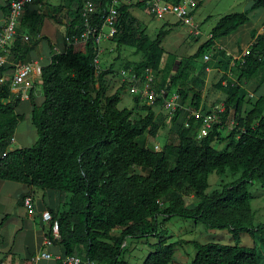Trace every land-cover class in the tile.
Masks as SVG:
<instances>
[{
	"label": "trees",
	"instance_id": "16d2710c",
	"mask_svg": "<svg viewBox=\"0 0 264 264\" xmlns=\"http://www.w3.org/2000/svg\"><path fill=\"white\" fill-rule=\"evenodd\" d=\"M92 1L96 4L92 25L98 28L110 0ZM9 2L1 6L5 17ZM85 3L63 1V7L71 11L65 50L54 53L49 45L53 55L41 72L44 100L40 105L32 101L31 120L38 140L32 147L1 155L0 180L67 196L63 210L56 214L50 211L59 222L60 238H54L50 227L47 238L60 245L64 255L80 257L82 264H132L125 259V242L150 237L157 238L158 243L142 264H170L176 247L184 244H192L196 251L191 264H264V224L256 225L249 190L255 181L264 188V33L251 32V44L244 62L239 63L236 80L227 75L232 57L222 52L223 59L210 74L203 92L193 88L178 91L182 102L192 91L190 110L202 115L222 103V123L214 124L206 137L197 140L193 131L196 117L188 119L187 128L178 109L172 119L177 143L157 151L146 144L147 138H156L165 125L155 111L160 102L145 103L139 109H119L126 85L112 95L106 93L104 77L109 72L97 73L95 36L73 44L84 31L81 12ZM132 8L146 10L141 3L122 6L119 30L111 41L141 54L132 67L137 75L143 76L147 69L158 74L165 55L163 41L170 30L161 29L155 39L150 38L138 27ZM257 9H264V0H253L247 11L222 17L212 29L211 38L195 54L181 59L177 75L162 79L160 86L173 93L170 91L185 67L217 41L247 25L249 13ZM11 53V63H25L32 58V47L18 38ZM11 68L0 67V77ZM256 78L257 91L262 89L263 93L251 102L246 85ZM140 102L136 98V107ZM249 102L251 108L246 111ZM20 103L12 97L10 80L0 84V148L7 149L12 143L24 119L17 112ZM230 120L235 124L227 137L229 143L219 151L212 144L222 140L221 130ZM228 172H240V176L208 194L210 175ZM190 194L197 200L191 208L186 201ZM174 217L193 220L209 230H227L234 245L196 241L169 244L165 225ZM116 229L121 232L114 234ZM242 234L253 239V247L241 246Z\"/></svg>",
	"mask_w": 264,
	"mask_h": 264
},
{
	"label": "rangeland",
	"instance_id": "374dc122",
	"mask_svg": "<svg viewBox=\"0 0 264 264\" xmlns=\"http://www.w3.org/2000/svg\"><path fill=\"white\" fill-rule=\"evenodd\" d=\"M64 0H36L30 3L27 11L22 15L19 27L16 31V40L21 38L25 44L32 47L33 59L41 61L50 57L52 46L55 51L63 52L65 50L64 41L66 40L67 27L71 20V11L63 7ZM92 0H86L89 2ZM172 0L171 2H174ZM199 3L198 9L195 11L193 24L200 30L199 35L191 33L192 29L189 25H184L176 21V18L168 16L165 20H157L149 14L147 10L139 8H132V14L138 20V27L144 29L150 38L155 39L161 29L170 30V34L163 41V48L165 55L163 58L162 68L158 72L162 79L169 80L171 77L177 75L178 65L181 59H185L195 54L199 46L205 43L211 35L212 29L217 22L225 15L232 13H242L247 11L253 3V0H197ZM6 0H0V6L5 5ZM1 11V8H0ZM250 22L241 27L236 33L227 38L217 41L209 50L202 56L190 62L185 67L183 76L172 87L173 93L179 94V89H189L204 91L210 74L216 69L219 60L223 59L222 52L226 55H231L236 58L235 64L238 65V59L243 52H246L251 44V32L257 31L264 33V9H257L249 13ZM33 29V31L31 30ZM16 43V41H15ZM15 43L10 48L9 60L13 59L11 50ZM50 45V46H49ZM103 49L100 59L101 72H109L104 77L106 93L112 95L126 85V89L122 91V100L118 105L119 109L140 108L145 105L141 101L139 107H136V97L129 92V84L120 76V71L132 70L140 58L141 54L136 53L130 47H117L111 40L101 44ZM209 56V60L205 59ZM42 58V59H41ZM49 59V58H48ZM47 59V60H48ZM30 58L29 61H31ZM27 61V62H29ZM128 67H131L127 69ZM239 72L233 69V78L237 79ZM259 78H256L246 85L247 100L254 102L260 94L262 89L257 91ZM100 86L96 84V89ZM193 92L191 91L185 102L181 101L182 108L178 107L182 113L181 119L184 120L185 127H187L188 119L192 117L190 110L191 99ZM251 108L250 102L245 105V110ZM21 110L18 107L17 112ZM156 114L162 116L165 121L164 127L160 130L156 138L148 137L147 146L157 151L164 149L166 145L176 144L177 138L172 130V119L175 112H170L161 105L155 107ZM141 114H145L139 110ZM21 113V112H20ZM232 120L226 123L221 130L222 140L215 141L212 146L221 151L224 150L229 143L227 139L230 131ZM200 119L194 121L193 131L195 135L200 127ZM189 124V123H188ZM30 132V133H29ZM22 139H25L24 141ZM38 135L33 129L29 115L19 123L16 134L15 144L12 148H29L36 144ZM22 141V142H21ZM5 147L0 148V156L5 150ZM138 172H141L139 169ZM240 176L239 173L228 172L226 175H217L216 173L210 175V187L207 190L211 194L214 190L221 188L224 184L230 183ZM253 195L252 207L255 213L256 225L264 224V188L259 181H255L249 188ZM187 206L194 207L196 201L193 195L186 197ZM65 200L62 202L63 210L66 206ZM165 228L167 234L165 235L167 243H175L178 241H196L202 244L220 243L223 245H234V239L227 230H209L202 224H197L193 220H184L178 217L172 218L166 223ZM241 246L253 247V239L246 235H241ZM133 250L126 256V259L132 264H142L147 255L154 252L153 245L158 243L155 237L145 239H128L132 243ZM259 245V243H257ZM196 251L192 244H184L177 251L178 258H185L190 263L194 259Z\"/></svg>",
	"mask_w": 264,
	"mask_h": 264
},
{
	"label": "built area",
	"instance_id": "2783aa9c",
	"mask_svg": "<svg viewBox=\"0 0 264 264\" xmlns=\"http://www.w3.org/2000/svg\"><path fill=\"white\" fill-rule=\"evenodd\" d=\"M36 0H10V11L5 17L3 24L0 26V67L12 65V68L4 72L0 77V84L6 80L11 81L12 97L15 100L25 101L30 100L33 81L36 77L41 78L42 66L37 61H29L25 63H11L9 60L10 48L16 41V31L19 27L22 15L26 7ZM141 3L145 6L146 10L157 20H165L168 16L176 18V21L184 25H189L192 29L191 33L199 35L200 30L193 24V13L198 9L199 3L197 0H182L180 3H172L165 0H110L107 8L105 9L103 23L100 27H93L92 18L96 10V4L93 1L86 2L82 12V23L84 27L83 33L79 38L75 39L73 44L85 43L89 40L90 36H95V45L97 46V54L94 58V65L97 73L101 72L100 59L103 49L101 44L107 42L115 37L119 30V20L121 16L120 8L122 6H134ZM211 38V35H210ZM209 38V39H210ZM247 54L243 52L236 66V58L232 57L227 75L233 78V69L238 71L239 63L244 62V56ZM209 56H205L209 60ZM120 76L130 86L129 92L139 100L154 104L160 102V105L170 112H175L178 107L182 108L181 97L176 93H169L165 87H161V75L155 73L152 69H147L143 76L137 75L133 70H121ZM236 80V79H234ZM191 116L200 119V127L197 132L196 139L202 140L206 137L209 131L213 128L214 124L222 123V115L225 113V106L217 104L210 114L202 115L200 112H191ZM231 130L234 126V121L231 122ZM187 128L189 124L187 123ZM15 138L12 139V143ZM7 155V152L2 154ZM26 206H30L31 199L25 200ZM42 220L49 225L55 239L60 238L59 222L54 220L52 213L46 210L42 213ZM53 241L46 238L44 241L45 246H51ZM43 260H53L55 262H62L63 264H82L83 260L78 256H68L59 254L56 256L51 255L49 252L42 250L32 257V261L37 263Z\"/></svg>",
	"mask_w": 264,
	"mask_h": 264
},
{
	"label": "crops",
	"instance_id": "0c3cea01",
	"mask_svg": "<svg viewBox=\"0 0 264 264\" xmlns=\"http://www.w3.org/2000/svg\"><path fill=\"white\" fill-rule=\"evenodd\" d=\"M28 7H26L25 12ZM194 15L192 16L193 18ZM4 20L5 15L1 10L0 26ZM54 53L60 52L54 50ZM52 55L53 52L48 57L49 59L47 58L48 60L41 58L42 60L39 61L32 57L31 61H37L43 66L49 63ZM30 94L33 100L21 101L19 105L21 113H18L23 115L24 119L26 115H29L30 123L33 129H35L31 120L32 101L40 105L44 100L40 77H36L33 81ZM22 140L24 141L25 139ZM15 142L7 147L6 152L15 149L12 148ZM28 198L31 199L30 206H26L25 204V200ZM193 199L195 201L194 196ZM63 200H67V196L58 191L41 190L17 182L0 180V264H56L53 260H43L35 263L32 261V257L42 250L49 252L53 256L64 253L63 248L58 244L53 243L51 246L44 245L49 225L42 220V213L46 210L51 211L53 214L59 213L62 209ZM120 232V229H116L114 234H119ZM124 245L127 246L126 259V256H129L133 250V241L130 245L127 240ZM180 247L182 246L176 247L173 260L170 264H191L185 258H178L177 251Z\"/></svg>",
	"mask_w": 264,
	"mask_h": 264
}]
</instances>
